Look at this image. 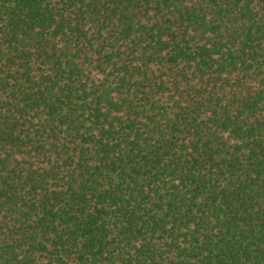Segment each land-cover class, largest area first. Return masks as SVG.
<instances>
[{
	"label": "trees",
	"instance_id": "obj_1",
	"mask_svg": "<svg viewBox=\"0 0 264 264\" xmlns=\"http://www.w3.org/2000/svg\"><path fill=\"white\" fill-rule=\"evenodd\" d=\"M0 264H264V0H0Z\"/></svg>",
	"mask_w": 264,
	"mask_h": 264
}]
</instances>
